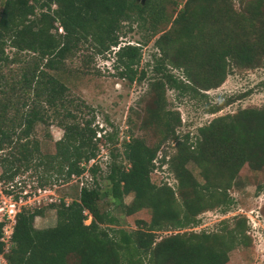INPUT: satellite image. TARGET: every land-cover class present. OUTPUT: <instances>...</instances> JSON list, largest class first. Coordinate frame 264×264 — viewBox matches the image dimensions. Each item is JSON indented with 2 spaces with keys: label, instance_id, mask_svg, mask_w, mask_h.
I'll list each match as a JSON object with an SVG mask.
<instances>
[{
  "label": "trees",
  "instance_id": "trees-1",
  "mask_svg": "<svg viewBox=\"0 0 264 264\" xmlns=\"http://www.w3.org/2000/svg\"><path fill=\"white\" fill-rule=\"evenodd\" d=\"M138 1L1 2L0 182L11 183L32 168H42L39 187L53 181L68 183L85 172L92 177L70 203L48 206L56 214L53 227H34L43 208L22 209L7 251L0 221L5 264H143L145 259L148 264H226L233 250L249 244L247 220L241 217L215 232L191 231L159 239L156 234L196 226L205 211L230 206L229 191L245 165L252 171L264 170V107L218 116L191 135L178 133L180 115L166 110L165 99L167 87L182 94L215 89L231 67L254 68L264 60V0H248L244 13L233 10V0L184 1L169 30L153 43L161 54L153 63L156 72L158 67L172 66L182 70L186 80L167 70L151 83L155 96L149 123L159 129L160 140L149 147L141 138H129L122 144L127 166L113 161L103 169L97 162L99 144L111 142L112 135L99 134L103 127L95 125L93 110L69 98L67 87L53 73L62 71L66 59L89 49L102 57L113 53L119 78L143 80L145 73L137 77L135 68L141 45L120 46L123 24L131 31L136 23L155 36L157 26L167 20L163 0H145L144 5ZM7 48L15 53L9 56ZM19 54L25 56L17 58ZM51 122L63 129V136L55 142L54 154H43L33 131L36 125ZM165 141L174 142L176 152L168 160L165 153L160 162L173 173L177 190L151 181L161 165L156 166ZM91 160L95 163L89 167ZM188 163L200 170L202 182L192 176ZM105 169L109 188L104 192L96 176ZM102 196L110 197L126 216L149 210L150 221H136L137 230L129 233L108 226L115 219L100 210ZM126 196L132 197L128 205L123 203ZM88 217L90 223L85 225Z\"/></svg>",
  "mask_w": 264,
  "mask_h": 264
},
{
  "label": "rangeland",
  "instance_id": "rangeland-1",
  "mask_svg": "<svg viewBox=\"0 0 264 264\" xmlns=\"http://www.w3.org/2000/svg\"><path fill=\"white\" fill-rule=\"evenodd\" d=\"M2 1L0 0V8ZM184 1H162L167 22L157 26L155 36L151 35L150 29H140L136 23L133 24L131 31H128V24H123L125 33L120 38V46L139 47L141 45V59L135 68L137 77L141 72L145 73L143 80L136 79L130 82L128 79L119 78L117 74L120 69H115L113 53L102 57L93 55L89 49H84L81 53H76L73 57L66 59L62 71L53 73L67 87L69 98L81 101L93 110L95 125L98 128L103 127V132L99 134L103 135L104 132H107L112 135L111 142L105 144L102 140L99 144L97 162L103 169L106 168L107 164L105 163L113 161L122 162L124 166H127V162L122 156V144L129 138H141L149 147L155 146L160 140L159 129L149 123V110L154 107L152 99L155 96L151 90V83L161 78V74H165L167 70L182 80L185 78L182 70L172 68V66L165 69L158 67L159 71L156 72L153 63L154 60L160 58L161 54L153 43L163 32L169 30L172 20L182 8ZM247 1L233 0V10L244 13V5ZM138 2L144 5L145 0ZM172 2H177L178 5L175 6ZM60 30L58 27V33L61 32ZM145 41L147 43H144ZM118 47L112 48V52L117 51ZM6 53L12 56L15 52L7 48ZM24 56V54H19L17 58ZM197 92L182 94L176 89L165 88L166 110L177 112L181 118L179 134L194 135L199 127L207 125L218 116L234 114L238 110L246 108L264 107V60L254 68L231 67L225 81L219 87L207 91L199 89ZM83 115L88 118L85 114ZM33 136L38 140L43 154H54L55 142L62 138L63 129L54 122L38 124L34 128ZM174 146L172 141H165L161 145L156 166L161 164L160 157L165 153L166 160L175 154ZM110 154L114 155V157L111 156V159L109 158ZM186 167L198 182H202L200 170L195 164L188 163ZM41 172L42 168L37 171L32 168L20 178L35 188L38 186V176L42 175ZM106 176L107 169L97 173L96 176V182L100 184V188L104 192L109 188ZM81 181L78 178L72 179L68 183L53 181L46 187L55 192L57 199L70 203L79 196ZM151 181L158 185L166 183L177 190V181L173 173L169 172L166 164H161L151 174ZM229 195L233 203L227 208L219 207L205 211L199 215L196 226L181 231L174 229L161 231L156 234V239L191 231L215 232L223 227H231L235 218H246L249 244L233 250L226 264H264V170L252 171L248 165H245L239 172L238 179L229 191ZM131 201V196L123 198V203L126 205ZM98 205L101 211L110 213L115 219V222L107 224L108 226L122 229L127 233L137 230L136 221L142 220L148 223L151 218L150 211L147 209L126 216L121 207H114L110 197L102 196ZM48 206H42L44 214L35 218L34 227L36 229L55 226V210ZM89 223L90 217L84 224L88 225ZM0 264H5L2 255H0ZM143 264H148L147 259Z\"/></svg>",
  "mask_w": 264,
  "mask_h": 264
},
{
  "label": "built area",
  "instance_id": "built-area-1",
  "mask_svg": "<svg viewBox=\"0 0 264 264\" xmlns=\"http://www.w3.org/2000/svg\"><path fill=\"white\" fill-rule=\"evenodd\" d=\"M93 163L95 160H91L88 166L90 167ZM80 180H82L80 183L82 187L91 183L92 177L89 172H85ZM60 201L51 188L39 186L33 188L21 178L8 184L0 182V221L4 223L1 241L6 244V251L9 248L15 217L22 209L40 208L44 205L60 203Z\"/></svg>",
  "mask_w": 264,
  "mask_h": 264
}]
</instances>
